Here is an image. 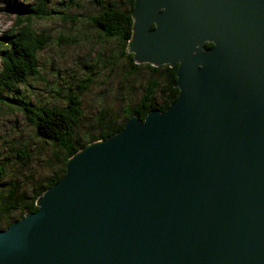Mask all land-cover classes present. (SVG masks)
Instances as JSON below:
<instances>
[{
  "label": "water",
  "instance_id": "obj_1",
  "mask_svg": "<svg viewBox=\"0 0 264 264\" xmlns=\"http://www.w3.org/2000/svg\"><path fill=\"white\" fill-rule=\"evenodd\" d=\"M132 18L128 52L177 67L178 98L70 157L0 230V264H264V0H135Z\"/></svg>",
  "mask_w": 264,
  "mask_h": 264
},
{
  "label": "trees",
  "instance_id": "obj_2",
  "mask_svg": "<svg viewBox=\"0 0 264 264\" xmlns=\"http://www.w3.org/2000/svg\"><path fill=\"white\" fill-rule=\"evenodd\" d=\"M23 1L24 4L10 1L8 8L13 7L10 10L16 11L17 21L9 31V36L5 37L6 41L0 43V110L6 109L4 112L25 116L33 126L36 137L51 143L54 153L45 166L49 168L50 173L43 178L41 177L44 174L40 175L39 172H37L39 176L36 172L29 175L31 180L28 182L33 181L34 184L32 189L20 191L24 183L18 185L11 179H6L9 173L8 166L12 162L29 163L32 157L31 149L22 142L18 144V147L12 146L8 149L9 156L0 162V230L8 228L13 221L25 213L37 210L35 206L37 198L64 176L65 163L72 154L74 155L91 142L107 139L120 132L132 115H138L142 121L150 110L166 111L179 95V90L175 87L177 67L148 66V74L151 75L147 81L144 99L139 105L122 109V112L118 114H111L102 109L95 116L94 123L86 124L87 127L83 129L78 126L82 125L81 119L84 118L79 98L80 94L87 89L86 83L77 85L78 93L70 92L66 95L67 104L63 109L58 106L48 107L30 102L23 93L19 95V92L23 90L21 86H27L29 78L41 76L38 55L51 43L48 31L39 32L37 29L36 32L33 31L35 28L31 25L32 19L60 17L66 20L68 16L54 9L49 10L45 4L48 0H32V3L31 0ZM95 1L100 5L102 3L100 0ZM134 1L124 0L126 6L124 10L108 7L92 18L94 27L100 29L108 39L115 38L120 44L119 52L114 51L110 59L103 63L105 66L108 64L116 66L119 64V58H124L129 67L128 76L140 75L142 67L135 64L133 55L126 51L127 43L132 35ZM65 6L66 8L77 7L76 0H68ZM162 77L167 80V86L164 88L165 100L164 103H157L154 98ZM128 89L132 90V87ZM60 93L61 90L57 91L58 96ZM6 187L8 191L4 192Z\"/></svg>",
  "mask_w": 264,
  "mask_h": 264
},
{
  "label": "rangeland",
  "instance_id": "obj_3",
  "mask_svg": "<svg viewBox=\"0 0 264 264\" xmlns=\"http://www.w3.org/2000/svg\"><path fill=\"white\" fill-rule=\"evenodd\" d=\"M10 1L24 4L23 0H0V43L6 41L5 37L9 36L8 32L12 30L17 21V13L10 10L13 7L8 8ZM100 1L101 5L95 0H76L77 7L71 8L65 6L68 0H48L45 3L49 10L54 9L58 13H66L68 18L66 20L60 17L58 19L50 17L43 20L32 19L33 28L39 32L48 31L51 43L38 55L41 76L29 78L28 85L21 86L23 90L19 92V95L23 93L30 102L35 104L48 107L58 106L63 109L67 104L66 95L70 92L78 93L77 85L86 83L87 89L80 94L79 98L84 115L81 119L82 125H78L80 129L86 128L88 123L92 125L95 116L102 109L111 114H118L122 112V109L139 105L144 99L147 81L151 75L148 74V66L151 65L138 64L135 59H133L135 64L142 66L140 75L128 76V63L122 57L119 58L118 65L105 66L103 62L110 59L114 51L119 52L120 44L115 38L108 39L100 29L94 27L92 18L108 7L124 10L126 6L124 0ZM126 51L134 58V54L128 52V43ZM166 81V78H160L154 98L157 103H164ZM130 86L132 90L128 89ZM60 90L61 93L58 96L57 91ZM5 110H0V162L9 156L10 147H18L20 142L26 144L31 149V160L27 164L10 163L6 179H11L18 185L24 183L20 191H30L34 184L33 181L28 182L31 180L29 175L36 172L39 176L37 174L39 172L40 175L44 174L41 177L43 178L50 173L49 168L45 166L54 153V147L51 143H46L44 139L36 137L33 126L25 116L13 112L7 113L4 112ZM28 176L29 178L26 179ZM6 191H8L7 187L4 188V192ZM36 211L25 213L15 221Z\"/></svg>",
  "mask_w": 264,
  "mask_h": 264
},
{
  "label": "bare ground",
  "instance_id": "obj_4",
  "mask_svg": "<svg viewBox=\"0 0 264 264\" xmlns=\"http://www.w3.org/2000/svg\"><path fill=\"white\" fill-rule=\"evenodd\" d=\"M3 9V8H2ZM16 12V11H15ZM33 31H35L36 32V29H33ZM32 32V31H31ZM9 33V32H8ZM156 68H158V67H156ZM32 78H34V77H32ZM162 85V84H161ZM100 89V88H99ZM178 89V88H177ZM179 90V89H178ZM179 96V95H178ZM178 96H177V98H178ZM145 101V100H144ZM98 110V109H97ZM102 113V112H101ZM100 113V114H101ZM143 113V112H142ZM147 113V112H146ZM105 114V113H104ZM148 114V113H147ZM144 115V114H143ZM138 116V115H137ZM106 117V116H105ZM143 121V120H142ZM98 141V140H97ZM73 155V154H72Z\"/></svg>",
  "mask_w": 264,
  "mask_h": 264
}]
</instances>
